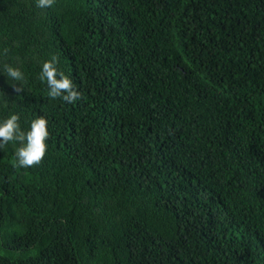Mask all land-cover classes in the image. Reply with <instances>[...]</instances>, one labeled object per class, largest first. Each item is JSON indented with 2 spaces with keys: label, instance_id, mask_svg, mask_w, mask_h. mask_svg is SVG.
<instances>
[{
  "label": "trees",
  "instance_id": "1",
  "mask_svg": "<svg viewBox=\"0 0 264 264\" xmlns=\"http://www.w3.org/2000/svg\"><path fill=\"white\" fill-rule=\"evenodd\" d=\"M13 112L49 136L0 146V264H264V0H0Z\"/></svg>",
  "mask_w": 264,
  "mask_h": 264
},
{
  "label": "clouds",
  "instance_id": "2",
  "mask_svg": "<svg viewBox=\"0 0 264 264\" xmlns=\"http://www.w3.org/2000/svg\"><path fill=\"white\" fill-rule=\"evenodd\" d=\"M39 7H47L53 3V0H37ZM4 70L7 76L15 79H23V73L20 68L5 65ZM39 78L46 81L48 86V95L52 98H61L66 102H75L80 92L77 91L73 80L60 71L57 67V58L45 60L39 72ZM48 120L43 115H38L30 121L27 129L21 128L19 115L15 112L0 118V146L6 142L17 141L15 156L20 166H30L38 163L44 156L47 144L46 139L49 136Z\"/></svg>",
  "mask_w": 264,
  "mask_h": 264
}]
</instances>
